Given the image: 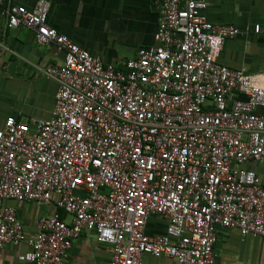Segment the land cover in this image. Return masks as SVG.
<instances>
[{
  "label": "built area",
  "instance_id": "built-area-1",
  "mask_svg": "<svg viewBox=\"0 0 264 264\" xmlns=\"http://www.w3.org/2000/svg\"><path fill=\"white\" fill-rule=\"evenodd\" d=\"M154 6L153 44L120 67L49 27L48 0L5 9L7 28L64 54L41 70L57 85L50 117L0 128V250L25 243L20 264H62L84 232L108 247L105 264H215L218 227L264 241V179L247 167L264 159V86L218 61L241 30L209 23L204 0ZM9 202L52 211L25 238ZM152 218L162 235L146 234Z\"/></svg>",
  "mask_w": 264,
  "mask_h": 264
},
{
  "label": "crops",
  "instance_id": "crops-1",
  "mask_svg": "<svg viewBox=\"0 0 264 264\" xmlns=\"http://www.w3.org/2000/svg\"><path fill=\"white\" fill-rule=\"evenodd\" d=\"M47 25L104 64L120 67L135 57L141 48L153 44L158 22L154 0H48ZM204 15L209 23L229 25L241 30L226 39L218 61L231 69H244L264 86V36L245 33L253 24L264 25V0H204ZM37 0H2L0 5V128L14 117L18 122L50 117L56 83L46 78L42 69L59 66L63 51L55 45H38L31 30L6 26L5 9L20 6L33 10ZM236 98H244L236 94ZM264 179V159L248 165ZM17 217L24 227L25 238L35 232L40 215L50 213L51 206L15 203ZM165 221L152 218L145 229L148 236L164 233ZM215 264H264V241L241 237L237 229L216 230ZM27 249L5 244L0 250V264H20L17 256ZM110 259L107 246L99 244L94 234L82 233L62 264H105ZM144 264H171L168 259L143 256Z\"/></svg>",
  "mask_w": 264,
  "mask_h": 264
}]
</instances>
